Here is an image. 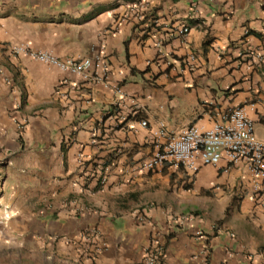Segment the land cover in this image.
I'll return each instance as SVG.
<instances>
[{
  "label": "crops",
  "instance_id": "obj_1",
  "mask_svg": "<svg viewBox=\"0 0 264 264\" xmlns=\"http://www.w3.org/2000/svg\"><path fill=\"white\" fill-rule=\"evenodd\" d=\"M136 2L141 23L125 18ZM184 26L187 37L171 34ZM14 47L89 58L107 84ZM235 107L264 140V0H0V159L17 180L7 202L65 264H139L156 239L166 264H202L206 249L210 264H264V210L243 165L142 168L160 130L209 129ZM90 232L105 243L95 256Z\"/></svg>",
  "mask_w": 264,
  "mask_h": 264
},
{
  "label": "built area",
  "instance_id": "obj_2",
  "mask_svg": "<svg viewBox=\"0 0 264 264\" xmlns=\"http://www.w3.org/2000/svg\"><path fill=\"white\" fill-rule=\"evenodd\" d=\"M147 12L145 3L136 2L130 6L125 18L131 17L141 23L146 20ZM189 33L188 26L171 31L173 36L179 38H185ZM162 47L163 43L158 42L157 48ZM12 53L25 54L68 74L80 76L83 80L93 84L100 82L107 84V67L103 69L102 74L94 72L93 61L89 58L60 60L51 53L37 52L26 47H14ZM98 60L103 63V59ZM189 63L187 62V65ZM115 91L123 97L121 88L117 87ZM146 125V122H142V126ZM152 143L155 151L142 165V168L149 172L172 166L183 168L192 176H196L202 166H224L228 169L235 165H243L251 176V192L254 202L264 210V140L256 136L255 123L244 107L231 109L220 122L215 123L209 129L192 125L178 133L160 130L154 134ZM80 163L84 166L82 161ZM110 167V165L103 164V183L107 180ZM181 220L185 222L189 219L182 218ZM86 238L94 246V251L91 252L93 256L97 251L104 250L105 243L93 242L95 238H98L97 232H90ZM209 257V249H206L202 264H210ZM139 264H166L165 246L159 239L145 249L144 257Z\"/></svg>",
  "mask_w": 264,
  "mask_h": 264
},
{
  "label": "rangeland",
  "instance_id": "obj_3",
  "mask_svg": "<svg viewBox=\"0 0 264 264\" xmlns=\"http://www.w3.org/2000/svg\"><path fill=\"white\" fill-rule=\"evenodd\" d=\"M9 167L8 160L0 159V264H65L61 258L55 259L48 248L34 245L32 236L22 233L23 227L32 222L18 219L11 212L7 198L12 195L17 180H13L15 172Z\"/></svg>",
  "mask_w": 264,
  "mask_h": 264
}]
</instances>
